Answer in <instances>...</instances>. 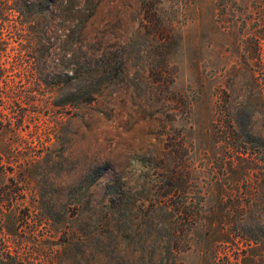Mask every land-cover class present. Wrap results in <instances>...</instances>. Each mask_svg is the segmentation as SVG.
Returning <instances> with one entry per match:
<instances>
[{
  "label": "rangeland",
  "instance_id": "obj_1",
  "mask_svg": "<svg viewBox=\"0 0 264 264\" xmlns=\"http://www.w3.org/2000/svg\"><path fill=\"white\" fill-rule=\"evenodd\" d=\"M174 184L194 220L155 215ZM168 243L169 264H264V0H0V264Z\"/></svg>",
  "mask_w": 264,
  "mask_h": 264
},
{
  "label": "trees",
  "instance_id": "obj_2",
  "mask_svg": "<svg viewBox=\"0 0 264 264\" xmlns=\"http://www.w3.org/2000/svg\"><path fill=\"white\" fill-rule=\"evenodd\" d=\"M99 6L96 7V9ZM88 22L82 23V35L84 37V39H87V33H88ZM93 72H79V79H80V83H79V102L80 103H92L96 100L98 94L103 90L104 86H103V78L106 79L107 78V73L111 71V69H105L104 67H99L96 70H92ZM83 75H85L84 77H82ZM92 78H94V80L92 81ZM232 126H236V125H232ZM231 126V127H232ZM175 175L177 176V174L175 173ZM173 175V179L175 178V180L177 179V177ZM178 182V179L177 181ZM175 189L171 190V192H169V194L163 195L162 199H160L157 203H155V215L159 216V215H168L169 217V212H172L175 215H179L182 216V220L184 221H190V220H194L197 216L196 213H194V211L190 210V205L191 203L188 201V199H186V197H183L184 199H180L178 201H175V203H173L174 199L176 198V195L178 194V188L177 186L174 184L173 186ZM114 188H116V185H114ZM115 192H113V195L111 196V200H113V202H115L117 205H120V199L121 197H118L115 195V193H117V190L114 189ZM173 191V193H172ZM169 195V196H168ZM171 210V211H170ZM181 231L179 229L174 230V233H180ZM110 236V235H109ZM112 238H118L116 235H114L113 233L111 234ZM184 249L181 248L179 245H174L171 247V252H172V263L171 264H183L177 257V254H179L180 251H183ZM157 261H159V264H169V243L166 246H157ZM163 252H166L168 254V256H164L162 255Z\"/></svg>",
  "mask_w": 264,
  "mask_h": 264
}]
</instances>
